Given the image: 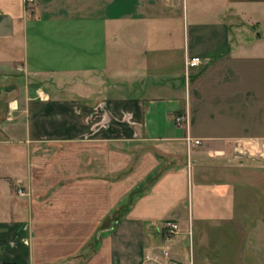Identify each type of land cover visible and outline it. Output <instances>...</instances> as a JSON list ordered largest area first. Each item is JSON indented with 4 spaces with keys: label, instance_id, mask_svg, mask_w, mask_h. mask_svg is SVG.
Listing matches in <instances>:
<instances>
[{
    "label": "crops",
    "instance_id": "crops-1",
    "mask_svg": "<svg viewBox=\"0 0 264 264\" xmlns=\"http://www.w3.org/2000/svg\"><path fill=\"white\" fill-rule=\"evenodd\" d=\"M163 251L264 264V0H0V264Z\"/></svg>",
    "mask_w": 264,
    "mask_h": 264
},
{
    "label": "built area",
    "instance_id": "built-area-1",
    "mask_svg": "<svg viewBox=\"0 0 264 264\" xmlns=\"http://www.w3.org/2000/svg\"><path fill=\"white\" fill-rule=\"evenodd\" d=\"M35 0H25L26 4L33 3ZM209 64V60L200 56H193L189 57L186 61V72H187V77L188 73L191 69L197 68V67H204ZM187 122V116L183 114H178L175 116V123L179 126H185ZM188 145L190 146L191 144H199L200 140L199 139H194L191 137H187L186 139ZM18 192L20 194H25L22 188L18 189ZM162 230L166 233L168 237L174 236L179 233V227L177 223L173 221H167L162 228ZM163 258L164 262H161L159 257H156V263L157 264H179L177 263L172 257L169 251H163Z\"/></svg>",
    "mask_w": 264,
    "mask_h": 264
},
{
    "label": "rangeland",
    "instance_id": "rangeland-1",
    "mask_svg": "<svg viewBox=\"0 0 264 264\" xmlns=\"http://www.w3.org/2000/svg\"><path fill=\"white\" fill-rule=\"evenodd\" d=\"M80 144V143H79ZM78 148L76 149L77 151L76 152H79V153H81L82 151H86V144L85 145H79V146H77ZM120 150H122V148H120ZM127 150V149H126ZM130 151H132V149H130L129 150V152ZM72 166H74L75 168H76V170H80L79 168L82 166L83 168H84V164L83 163H78V162H75ZM50 182H52V181H48V182H46V184L45 183H43L42 182V184H41V182L39 183V185H38V187H41V188H43V187H45V186H50ZM64 182H67V181H61V185H63V184H65ZM54 183H56V180H54ZM19 188H22V189H28V187L26 188V187H24L22 184H18V186H15V190H16V192H18V189ZM46 197H43L42 199H45Z\"/></svg>",
    "mask_w": 264,
    "mask_h": 264
}]
</instances>
